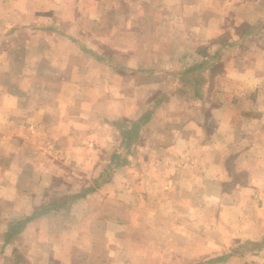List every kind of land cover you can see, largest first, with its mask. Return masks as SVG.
Segmentation results:
<instances>
[{"label":"crops","instance_id":"0c3cea01","mask_svg":"<svg viewBox=\"0 0 264 264\" xmlns=\"http://www.w3.org/2000/svg\"><path fill=\"white\" fill-rule=\"evenodd\" d=\"M0 264H264V0H0Z\"/></svg>","mask_w":264,"mask_h":264}]
</instances>
